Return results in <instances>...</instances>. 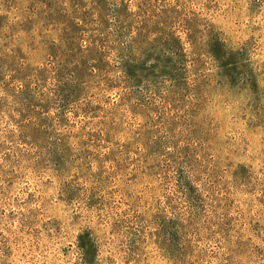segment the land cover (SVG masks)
Segmentation results:
<instances>
[{
    "label": "rangeland",
    "instance_id": "1",
    "mask_svg": "<svg viewBox=\"0 0 264 264\" xmlns=\"http://www.w3.org/2000/svg\"><path fill=\"white\" fill-rule=\"evenodd\" d=\"M0 264H264V0H0Z\"/></svg>",
    "mask_w": 264,
    "mask_h": 264
}]
</instances>
